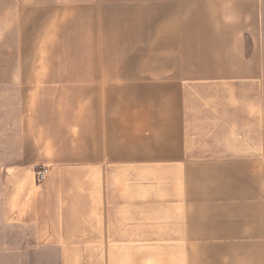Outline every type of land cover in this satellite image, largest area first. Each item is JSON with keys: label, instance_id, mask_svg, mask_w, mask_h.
I'll return each mask as SVG.
<instances>
[{"label": "crops", "instance_id": "crops-1", "mask_svg": "<svg viewBox=\"0 0 264 264\" xmlns=\"http://www.w3.org/2000/svg\"><path fill=\"white\" fill-rule=\"evenodd\" d=\"M8 1L1 14L16 12L19 2ZM53 1L73 5L71 10L85 8L94 24L100 18L106 25L116 14L113 7L149 5V0ZM151 1H166L172 11H159L155 33L135 37L157 38L160 85L189 86L177 93L176 102L168 98L162 104L166 160L181 169L175 173L172 167L168 177L165 238L170 240L171 264H264V104L242 100L247 91L227 84L238 80L234 72L264 80V0L258 1L251 27L239 8L230 22L228 0H205V26L200 28L184 25L180 0ZM101 34L92 37L115 38L112 32ZM114 52L101 50L96 65L81 69L80 89L158 84L136 82L144 79L143 69L129 59L118 63ZM259 90L264 94V86ZM253 92L257 95L258 88ZM54 161L53 175L120 167L116 157L110 161L96 155L83 166L72 158ZM14 173L7 188L8 214L0 215V264H109V255L95 251L145 243L144 222L115 228L108 219L112 210H94L93 204L80 210L77 179L39 183L36 173L34 177L20 167ZM153 214L155 240L162 245L160 206L157 210L154 205Z\"/></svg>", "mask_w": 264, "mask_h": 264}, {"label": "rangeland", "instance_id": "rangeland-1", "mask_svg": "<svg viewBox=\"0 0 264 264\" xmlns=\"http://www.w3.org/2000/svg\"><path fill=\"white\" fill-rule=\"evenodd\" d=\"M6 1L0 0V10L3 6L6 11L10 3ZM16 1L14 14L0 13V215L8 214L7 188L14 171L20 167L34 176L37 169L48 166L47 179L40 181L36 176V180L56 184L59 179H77L80 210L91 204L94 210H112L114 216L108 219L115 228L144 222L145 243L95 251L109 255V264H171L170 240L165 238L170 219L168 177L173 169L175 173L181 169L166 160L162 104L168 98L176 102L177 93L189 86L160 85L157 38L135 37L149 30L155 33L158 13L161 9L171 12L170 3L156 5L149 0L148 6L140 8L113 7L116 14L106 25L100 18L94 24L91 12L71 10L73 5L67 3ZM258 1L228 0L230 22L239 8L251 27ZM206 3L180 0L184 25L204 27ZM101 32L115 33V38L92 37ZM112 49L118 63L129 59L143 69L139 73L144 79L136 82L158 84L80 89L81 69L96 65L101 50ZM243 75L234 72L238 80L227 82L228 88L247 91L244 101L264 104L259 90L264 80ZM91 155L110 161L116 157L120 167L51 173L55 159L72 158L83 166ZM86 198L89 202L83 203ZM154 205L161 209L162 245L155 240Z\"/></svg>", "mask_w": 264, "mask_h": 264}, {"label": "built area", "instance_id": "built-area-1", "mask_svg": "<svg viewBox=\"0 0 264 264\" xmlns=\"http://www.w3.org/2000/svg\"><path fill=\"white\" fill-rule=\"evenodd\" d=\"M48 172H49V167L48 166H43V167H41V168H39V169H37L35 171L37 179L40 180V181H42V180L47 178V176L49 174Z\"/></svg>", "mask_w": 264, "mask_h": 264}]
</instances>
